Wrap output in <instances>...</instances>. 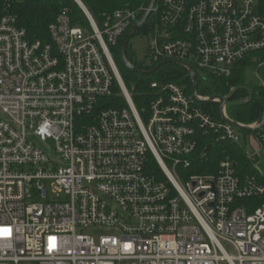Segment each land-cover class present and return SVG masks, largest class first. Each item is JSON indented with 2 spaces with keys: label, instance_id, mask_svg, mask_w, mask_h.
Masks as SVG:
<instances>
[{
  "label": "built area",
  "instance_id": "1",
  "mask_svg": "<svg viewBox=\"0 0 264 264\" xmlns=\"http://www.w3.org/2000/svg\"><path fill=\"white\" fill-rule=\"evenodd\" d=\"M12 3L0 0V264H264V181L229 158L184 173L205 157L201 134L244 145L241 131L174 82H151L138 112L121 79L112 49L147 9L99 25L84 8L86 26L63 9L42 43ZM151 15L147 71L264 72V0H158ZM95 228L118 234L83 233Z\"/></svg>",
  "mask_w": 264,
  "mask_h": 264
},
{
  "label": "trees",
  "instance_id": "2",
  "mask_svg": "<svg viewBox=\"0 0 264 264\" xmlns=\"http://www.w3.org/2000/svg\"><path fill=\"white\" fill-rule=\"evenodd\" d=\"M86 8L97 24H101L103 20L113 12L119 10H138L148 9L151 0H79ZM158 3V0H156ZM67 9L70 17L75 24L86 26V20L82 12L75 5L73 0H13L12 12L17 19V24L27 33L29 40H39L42 43H48V26L56 19L57 15ZM145 13H142L140 19ZM154 15H151L147 22L140 28L137 34H149ZM134 35V36H135ZM124 38V37H123ZM121 38L116 47L112 49L113 59L117 66L121 79L132 96L133 103L141 112L145 109L149 101V84L151 82L168 83L174 82L179 85H185L190 92L192 81L189 73L182 66L175 64H165L150 76H143L133 73L126 69L121 63L120 44ZM127 60L139 71H147L149 67L143 62H138L137 57L132 53L128 46L125 51ZM254 72V68L240 66L232 78L221 81H210L202 83L197 77V94L204 97L223 96L226 97L231 93V89L249 88L253 92L251 100L249 92L246 90L237 91L228 101L230 105L226 106L228 117L242 125L248 126L256 123L264 113V72L258 73L259 79L262 81H251L250 75ZM102 103L113 106L122 103L117 97L102 100ZM205 109L209 111L211 116L219 117V105L206 104ZM252 135L260 147L264 149V125L261 129L254 132H243ZM199 151L205 152L202 159L196 158L190 162L189 167L184 170L187 175H201L215 173L220 161L225 158L232 160L237 166V171L241 176H249L259 181H264L262 174L252 168L249 162L245 146L243 144H234L224 141H216L213 133L209 132L201 134L198 138ZM180 172L182 169H178Z\"/></svg>",
  "mask_w": 264,
  "mask_h": 264
},
{
  "label": "water",
  "instance_id": "3",
  "mask_svg": "<svg viewBox=\"0 0 264 264\" xmlns=\"http://www.w3.org/2000/svg\"><path fill=\"white\" fill-rule=\"evenodd\" d=\"M47 1H52V0H47ZM74 3L79 6L78 2L74 1ZM155 4H156V0H151L150 5H149L148 9L146 10L143 18L140 20V22H138L135 26H133L130 29V31L125 35V37L123 38V40H122V42L120 44V48H119L121 63L123 64V66L126 69H128L129 71H131L133 73H136V74H139V75H143V76H150V75H152L154 72H156L159 68H161L165 64H175V65L182 66L189 73V77H190V79L192 81V94H193V97H194L195 100H197L200 103H207V104H213V103L218 102L219 103V107H220L219 113H220V117L222 118V120L224 122H226L227 124L235 127L236 129H238L241 132H254L256 130L261 129L263 127V125H264V113L258 119V121L256 123H254L253 125H248V126L242 125L240 123H237L235 121H232V120L228 119L225 116V113H224L226 111V106H227L228 101L233 97V95L237 91H239L241 89L242 90H246V91L249 92V98H248V100H251L252 97H253V92L249 88H246V87H244V88H235L226 97H223V96H215V97H211V98H209L208 100H205V101L204 100H199L196 97L197 86H198L197 78H196L193 70L189 66H187L185 64H181V63H176V62H167V63H162L161 65L156 66L155 68H153L150 71L143 72V71H139L138 69H136L134 66H132L129 63V61L127 60L126 54H125L126 48H127L128 44H129V41L134 37V35L136 34V32L140 28H142L143 25L147 22V20L150 17L152 11L154 10Z\"/></svg>",
  "mask_w": 264,
  "mask_h": 264
},
{
  "label": "rangeland",
  "instance_id": "4",
  "mask_svg": "<svg viewBox=\"0 0 264 264\" xmlns=\"http://www.w3.org/2000/svg\"><path fill=\"white\" fill-rule=\"evenodd\" d=\"M148 45H149V39L147 35L137 34L129 41L128 49L135 54L138 62L144 63L148 52ZM259 78L260 77L256 72H254L249 77L251 81L254 80V81H259V83H261L262 81ZM228 105L230 104L228 103ZM239 135L244 143L245 151L257 157L255 162H253L252 164V168L256 169L259 173L264 174V149L259 146L256 139L252 135L243 132H239ZM83 233L94 237L96 240H98V238L102 236H114L118 234L116 230L107 229V228H95V229L87 230Z\"/></svg>",
  "mask_w": 264,
  "mask_h": 264
},
{
  "label": "bare ground",
  "instance_id": "5",
  "mask_svg": "<svg viewBox=\"0 0 264 264\" xmlns=\"http://www.w3.org/2000/svg\"><path fill=\"white\" fill-rule=\"evenodd\" d=\"M73 1H76V2H78V4H79V6H78V8L81 10V9H83V10H85L86 8L81 4V2L79 1V0H73ZM85 8V9H84Z\"/></svg>",
  "mask_w": 264,
  "mask_h": 264
}]
</instances>
